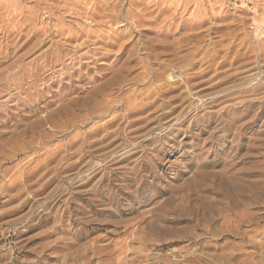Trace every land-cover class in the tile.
Segmentation results:
<instances>
[{
  "label": "rangeland",
  "instance_id": "rangeland-1",
  "mask_svg": "<svg viewBox=\"0 0 264 264\" xmlns=\"http://www.w3.org/2000/svg\"><path fill=\"white\" fill-rule=\"evenodd\" d=\"M255 9L0 0V264H264V11ZM115 33L125 50L104 53ZM72 35L80 39L65 41ZM154 227L185 241L159 248Z\"/></svg>",
  "mask_w": 264,
  "mask_h": 264
},
{
  "label": "bare ground",
  "instance_id": "bare-ground-1",
  "mask_svg": "<svg viewBox=\"0 0 264 264\" xmlns=\"http://www.w3.org/2000/svg\"><path fill=\"white\" fill-rule=\"evenodd\" d=\"M2 4H3V3H2ZM102 5H104V4H102ZM105 5H106V4H105ZM102 7H104V6H102ZM12 8H13V7H12ZM91 8H92V7H91ZM91 8H90V10H92ZM95 9H96V8H95ZM101 9H102V8H101ZM254 9H255V8H254ZM256 9H257V8H256ZM256 9H255V10H256ZM114 10H115V8H114ZM251 10H253V9H251ZM30 11H31V10H30ZM34 11H35V10H34ZM96 11H97V10H95V12H96ZM35 12H36V11H35ZM91 12H93V11H91ZM96 13H97V12H96ZM98 13H99V12H98ZM98 13H97V15H98ZM112 13H113V12H112ZM112 13H111V14H112ZM128 13H129V12H128ZM132 13H133V12H132ZM18 14H19V13H18ZM32 14H33V13H32ZM34 14H36V13H34ZM89 14H90V12H89ZM93 14H95V13L93 12ZM114 14H115V13H114ZM117 14H118V13H117ZM130 14H131V13H130ZM135 14H136V13H135ZM16 15H17V14H16ZM36 15H37V14H36ZM90 15H91V14H90ZM112 15H113V14H112ZM131 15H132V14H131ZM19 16H20V15H19ZM24 16H25V15H24ZM92 16H93V15H91V17H92ZM94 16H95V15H94ZM113 16H114V15H113ZM113 16H112V17H113ZM115 16H116V14H115ZM127 16H128V15H127ZM133 16H136V15H133ZM29 17H30V16H29ZM29 17H28V18H29ZM34 17H35V16H34ZM96 17H97V16H95V18H96ZM116 17H117V16H116ZM98 18H99V16H98ZM102 18H103V15H102ZM25 19H27V17H25ZM115 19H116V18H115ZM118 19H119V18H118ZM130 19H131V18H130ZM9 20H10V19H9ZM9 20H8V21H9ZM14 20H15V19H14ZM92 20H94V18H93ZM95 20H96V19H95ZM127 20H129V18H128ZM3 21H4V20H3ZM15 21H16V20H15ZM15 21H14V24L16 23ZM96 21H97V20H96ZM96 21H95L94 24H97ZM101 21H105V22H106V20H103V19H102ZM124 21H125V20H124ZM6 22H7V21H6ZM6 22H5V23H6ZM10 22L13 23L12 21H10ZM23 22H24V21H23ZM90 22L93 23L92 21H90ZM18 23L20 24V22H18ZM99 23H101V22H98V24H99ZM14 24H13V25H14ZM19 24H18V25H19ZM89 24H90V23H89ZM102 24H104V23H102ZM102 24H101V25H102ZM129 24H130V23H129ZM15 25L18 26L17 23H16ZM23 25H24V24H23ZM23 25L21 24V28H22V29L24 28ZM26 25H27V24H26ZM86 25H87V24H86ZM104 25L106 26V24H104ZM131 25H132V24H131ZM16 26H14V27L12 26L13 29H14ZM22 26H23V27H22ZM28 26H29V25H28ZM34 26H35V25H34ZM105 26H104V27H105ZM90 27H91V26H90ZM102 27H103V26H102ZM109 27H112V26H109ZM109 27H108V28H109ZM131 27L133 28V25H132ZM16 28H17V27H16ZM16 28H15V29H16ZM18 28H19V27H18ZM35 28H36V27H35ZM44 28H45V27H44ZM46 28H47V26H46ZM46 28H45V29H46ZM86 28H88V27H86ZM255 28H256V27H255ZM10 29H11V28H10ZM10 29H8V32H9ZM15 29H14V30H15ZM30 29H31V28H30ZM58 29H59V28H58ZM58 29L56 30L57 32H59ZM60 29H61V27H60ZM37 30H38V29H37ZM47 30H48V29H47ZM47 30H46V31H47ZM50 30H51V29H50ZM69 30H70V29H69ZM83 30H84V28H83ZM93 30H94V32H93V31H92V32L95 33V32H96L95 29H93ZM25 31H26V30H25ZM34 31H35V30H34ZM34 31H33V32H34ZM38 31H40V29H39ZM48 31H49V30H48ZM48 31H47V32H48ZM54 31H55V29H54ZM84 31H85V30H84ZM84 31H83V32L81 31V32H82V33H85L86 31H85V32H84ZM89 31H90V30H89ZM89 31H87V32H89ZM8 32L6 31V33H8ZM15 32H16V31H15ZM18 32H19V31H17V33H18ZM47 32H45V30H44V33H47ZM49 32H50V31H49ZM57 32H56V33H57ZM61 32H63V31H60V34H61ZM97 32H99V31H97ZM97 32H96V33H97ZM103 32H104V31H103ZM254 32H255V31H254ZM31 33H32V32H31ZM68 33H69V32H68ZM111 33H112V31L110 32V35H114V34H113L114 31H113L112 34H111ZM118 33H121V31H119ZM9 34H11V33H9ZM33 34H34V33H33ZM49 34H50V33H49ZM52 34H53V33H52ZM57 34H58V36H61L59 33H57ZM77 34H78V33H77ZM88 34H90V33H87V35H88ZM104 34H106V33H104ZM104 34H103V35H104ZM107 34H108V33H107ZM259 34H260V33L257 32V33H256V36L258 37ZM5 35H6V34H5ZM18 35H19V33H18ZM46 35H47V34H46ZM66 35H67V33H66ZM69 35H70V34H69ZM80 35H81V34H80ZM91 35H92V34H91ZM93 35H94V34H93ZM110 35H109V36H110ZM121 35H122V34H121ZM121 35L115 33V36H114V37L111 36V37H113L112 39L110 38L111 42H109V40H108V42H107L106 40H104V41L107 42V44H106V43H103V42L101 41L102 44H103V47H102V48H105L104 53H105L106 51H108L109 49H117L118 51H121L122 49L125 50V48H126V47H125V44H124L125 42L119 44V42H120V38H119V36L121 37ZM10 36H11V35H10ZM25 36H26V35H25ZM43 36H44V35H43ZM81 36H82V35H81ZM94 36H95V35H94ZM96 36H97V34H96ZM100 36H101V35H100ZM100 36H98V37H100ZM107 36H108V35H107ZM109 36H108V37H109ZM5 37H6V36H5ZM26 37H28V36H26ZM66 37H67V36H66ZM69 37H70V36H68V39H66L65 41L73 42V41H77V40L80 39V36H74V37H73V35H72V38H69ZM84 37H85V39H86V38H89V35H88V36H85V35H84ZM84 37H82V38H84ZM104 37H105V36H104ZM8 38H9V37H8ZM33 38H34V37H33ZM95 38H97V37H95ZM100 38H101V37H100ZM20 39H21V38H20ZM25 39L27 40L28 38H25ZM36 39H37V38H36ZM43 39H44V38H43ZM45 39H46V38H45ZM90 39H91V38H90ZM93 39H94V38H93ZM104 39H106V38H104ZM108 39H109V38H108ZM16 40H17V39H16ZM81 40H82V39H81ZM81 40H80V42H81ZM87 40H88V39H87ZM5 41H6V40H5ZM34 41H35V40H34ZM41 41H42V40H41ZM46 41H47V40H45V43H46ZM23 42H24V41H23ZM23 42H22V44H23ZM82 42H83V40H82ZM94 42H95V41H94ZM39 43H40V41H39ZM73 43H74V42H73ZM83 43H84V42H83ZM99 43H100V42H99ZM126 43H127V42H126ZM12 44H13V43H12ZM22 44H21V45H22ZM36 44L39 45L38 43H36ZM40 44H41V43H40ZM43 44H44V42H43ZM54 44H55V43H54ZM66 44H69V43H66ZM75 44H76V42H75ZM21 45H20V46H21ZM64 45H65V44H64ZM86 45H87V44H86ZM100 45H101V44H100ZM139 45H140V44H139ZM9 46H10V45H9ZM12 46H13V45H11V47H12ZM17 46H18V45H17ZM17 46L15 45V48H16ZM20 46H18V47L20 48ZM66 46H67V45H66ZM73 46H74V45H72V47H73ZM87 46H88V45H87ZM140 46H143V45H140ZM7 47H8V46H7ZM7 47H6V48H7ZM58 47H59V46H58ZM100 47H101V46H100ZM15 48H14V50H15ZM19 48H17V49H19ZM50 48H51V47H50ZM59 48H60V47H59ZM63 48H64V47H63ZM73 48H74V47H73ZM81 48H82V46H81ZM95 48H96V47H95ZM95 48H94V49H95ZM98 48H99V46L97 47V49H98ZM106 48H108V50H106ZM142 48H143V47H142ZM142 48H141V49H142ZM12 49H13V48H12ZM60 49H62V48H60ZM60 49H59V50H60ZM79 49H80V48H79ZM53 50H54V48H53ZM71 50H72V49H71ZM95 50H96V49H95ZM98 50H99V49H98ZM98 50H97V51H98ZM100 50H101V49H100ZM8 51H9V50H8ZM8 51H7V53H8ZM69 51H70V50H69ZM92 51H93V50H92ZM109 51H110V50H109ZM109 51H108V52H109ZM10 52H11V51H10ZM13 52H14V51H13ZM24 52H25V51H24ZM56 52H57V51H56ZM71 52H72V51H71ZM77 52H78V51H77ZM99 52H100V51H99ZM130 52H131V51H130ZM4 53H5V52H4ZM47 53H49V51H48ZM53 53H54V51L52 52V54H53ZM60 53H61V52H60ZM67 53H68V52H67ZM95 53H96V52H95ZM102 53H103V52H102ZM110 53H111V52H110ZM110 53H109V54H110ZM115 53H116V52H115ZM124 53H125V52H124ZM128 53H129V52H128ZM132 53H133V52H132ZM52 54H51V56H52ZM91 54H93V53L91 52ZM107 54H108V53H107ZM120 54H121V53H120ZM120 54H119V55H120ZM4 55H5V54H4ZM39 55H40V54H39ZM59 55H60V54H59ZM59 55H58V56H57V55H54V58H55V57H56V58L59 57ZM42 56H43V55H42ZM45 56H46V54H45ZM88 56H89V55H88ZM88 56H87V57H88ZM92 56H93V55H92ZM104 56H105V55H104ZM110 56H111V55H110ZM127 56H128V55H127ZM131 56H133V55H131ZM131 56H129V58H127V60L130 59ZM46 57H47V56H46ZM63 57H65V55H64ZM113 57H114V56H113ZM2 58H4V56H3ZM5 58H6V57H5ZM5 58H4V59H5ZM118 58H120V56H119ZM49 59H50V58H49ZM62 59H63V58H61V60H62ZM50 60H51V59H50ZM54 60H56V59H54ZM54 60H53L52 62L56 63L57 60H56V61H54ZM61 60H60V61H61ZM38 61H39V60H38ZM60 61H59V62H60ZM131 61H132V60H131ZM39 62H40V61H39ZM73 62H74V61H73ZM3 63H4V62H3ZM54 63H52V64H54ZM137 63H138V62H137ZM1 64H2V63H1ZM1 64H0V65H1ZM35 64H36V63H35ZM38 64H39V63H38ZM38 64H37V68L39 67ZM56 64H57V63H56ZM102 64H105V63H102ZM19 65H20V64H19ZM47 65H48V63H47ZM49 66H50V65H49ZM49 66H48V67H49ZM53 66H55V65H53ZM81 66H82V65H81ZM17 67H18V66H17ZM17 67H16V68H17ZM20 67H21V66H20ZM32 67L34 68V66H32ZM40 67H41V65H40ZM37 68H36V69H37ZM64 68H65V67H64ZM182 68H183V67H182ZM17 69H18V68H17ZM38 69H39V68H38ZM62 69H63V68H62ZM80 69H81V68H80ZM101 69H104V67L101 68ZM105 69H108V68H105ZM13 70H14V69H13ZM26 70H28V69L26 68ZM32 70H33V69H32ZM51 70H52V69H51ZM6 71H7V70H6ZM21 71H22V70H21ZM21 71H20V73H21ZM39 71H40V70H39ZM65 71H66V70H65ZM65 71H64V72H65ZM14 72H15V71H14ZM24 72H25V71H24ZM68 72H69V71H68ZM68 72H67V73H68ZM75 72H76V71H75ZM26 73H27V72H26ZM28 73H29V71H28ZM37 73H38V72H37ZM39 73H40V72H39ZM55 73H56V72H55ZM58 73H59V72H58ZM58 73H57V74H58ZM67 73H66V74H67ZM12 74L14 75L15 73H12ZM23 74H24V73H23ZM153 74H157V73L154 72ZM29 75H31V74H29ZM29 75H28V76H29ZM32 75H33V74H32ZM32 75H31V76H32ZM36 75H37V74H36ZM51 75H52V74H51ZM8 76H9V75H8ZM11 76H12V75H11ZM11 76H10V79L12 80ZM14 76H15V75H14ZM24 76H26V75H24ZM33 76H35V75H33ZM33 76H32V77H33ZM152 76L154 77V75H152ZM3 77H4V76H3ZM22 77H23V76H22ZM35 77H36V76H35ZM35 77H34V78H35ZM157 77H158V76H157ZM29 78H30V76H29ZM29 78H28V79H29ZM36 78H37V77H36ZM36 78H35V79H36ZM77 78H78V77H77ZM5 79H6V82L9 81V80L7 81V79H9L8 77L5 78ZM14 79H15V81L17 80L16 78H14ZM18 79H19V78H18ZM26 79H27V78H26ZM89 79H91V78H89ZM110 79H111V78H110ZM110 79H109V80H110ZM30 80H31V79H29V81H30ZM36 80H37V79H36ZM176 80H177V79H176ZM31 81L33 82L34 80H31ZM87 81H88V80H87ZM10 82H12V81H10ZM20 82H21V81H20ZM22 82L24 83V80H23ZM22 82H21V83H22ZM89 82H90V81H89ZM93 82H94V81H93ZM29 83H31V82H29ZM103 83H104V82H103ZM5 84H6V83H5ZM5 84H4V85H5ZM11 84H12V83H11ZM15 84H16V82H15ZM15 84H14V85H15ZM25 84H26V83H25ZM7 85H9V84H7ZM7 85H6V86H7ZM14 85H13V86H14ZM18 85H20V83H18ZM34 85H35V84H34ZM103 85H104L103 87H100V88L97 87V88H95V89L90 90L89 92L87 91L88 94L91 92L92 94H90V95H92V97H93V95H94V97H95V93H97V92H99V91L101 92V90H102L105 86H108L109 83H108V84L105 83V84H103ZM0 86H1V85H0ZM31 86H32V85H31ZM35 86H36V85H35ZM77 86H78V85H77ZM99 86H100V85H99ZM49 87H50V86H49ZM0 88H1V87H0ZM3 88H4V87H3ZM14 88L16 89L17 86L15 85ZM22 88H23V87H22ZM22 88H21V89H22ZM32 88H33V87H32ZM247 88H248V87H247ZM252 88H253V87H252ZM7 89H8V88H7ZM18 89H19V88H18ZM24 89H25V88H24ZM30 89H31V88H30ZM48 89H49V88H48ZM236 89H237V88H236ZM1 90H2V89H1ZM22 90H23V89H22ZM45 90H46V88H45ZM105 90H106V89H105ZM2 91H5V90H2ZM0 92H1V91H0ZM19 92H22V91L20 90ZM24 92H25V91H24ZM34 92H35V91H34ZM34 92H33V93H34ZM16 93H17V91H16ZM16 93H15V96H16ZM22 93H23V92H22ZM26 93H28V92H26ZM36 93H37V92H36ZM5 94H7V93H5ZM98 94H99V93H98ZM102 94H103V93H102ZM102 94H101V95H102ZM34 95H35V94H34ZM38 95H39V94H38ZM2 96H3V95H2ZM9 96H10V95H9ZM12 96H13V95H12ZM39 96H40V95H39ZM96 96H97V95H96ZM246 96H247V95H246ZM87 97H89V95H87ZM90 97H91V96H90ZM94 97H93V99H94ZM13 98H14V97H13ZM34 98H35V97H34ZM34 98H32V99H34ZM37 98H38V97H37ZM40 98H41V96H40ZM43 98H44V97H43ZM147 98H148V97H147ZM8 99H9V98H8ZM38 99H39V98H38ZM41 99H42V98H41ZM79 99H80V98H79ZM86 99H87V98H86ZM82 100H83V99H82ZM5 101H6V100H5ZM38 101H39V100H38ZM69 101H70V104L72 103V105H74V104L78 101V99H72V100L70 99V100H68V102H69ZM127 101H128V100H127ZM21 102H22V101H21ZM21 102H20V103H21ZM35 102H36V101H35ZM68 102H67V103H68ZM80 102H81V101H80ZM4 103H5V102H4ZM25 103H27V102H25ZM78 103H79V102H78ZM82 103H83V102H82ZM29 104H31V103H29ZM3 105H4V104H3ZM22 105H23V104H22ZM26 105H27V104H26ZM65 105H67V104H65ZM65 105H64V106H65ZM72 105H71V106H72ZM133 105H134V104H133ZM145 105H146V104H145ZM67 106H68V107H67ZM67 106H66V107L69 108V105H67ZM75 106H77V105H75ZM130 106H131V105H130ZM26 107H27V106H26ZM33 107H34V106H33ZM126 107H127V106H126ZM17 108H20V107H17ZM58 108H60V107H58ZM62 108H63V107H62ZM128 108H129V107H128ZM128 108H127V109H128ZM144 108H145V107H144ZM72 109H73V106H72ZM72 109H71V110H72ZM125 109H126V108H125ZM142 109H143V107H142V108H141V107L137 108V106H136V107H134V108H131V109H130V112H133V113H134L135 111H136V112H138V111H142ZM57 110L59 111V109H57ZM57 110H54L55 113H56ZM60 110H61V109H60ZM63 110H64V109H63ZM71 110H70V111H71ZM17 111H18V110H17ZM108 111H109V110H108ZM0 112H1V111H0ZM61 112H62V110H61ZM61 112H60V113H61ZM65 112L67 113L68 111H65ZM65 112L63 111L62 113L65 114ZM126 112H127V110H126ZM69 113L71 114V112H69ZM19 114H20V113H19ZM52 114H54V112H53ZM56 114H57V113H56ZM56 114H55V115H56ZM28 115H29V114H28ZM28 115H27V114H22V115L20 116L21 120L26 119V118L28 117ZM57 115H59V112H58ZM57 115H56V117H58ZM61 115H63V114H61ZM65 115H66V114H65ZM5 116H6V114H5ZM7 116H8V115H7ZM13 116H14V115H13ZM29 116H30V115H29ZM46 116H47V115H46ZM15 117H16V116H15ZM32 117H33V116H32ZM35 117H36V116H35ZM48 117H49V116H48ZM53 117H54V116H53ZM66 117H67V116H65V118H66ZM38 118H39V117H38ZM46 118H47V117H46ZM46 118H44V119H46ZM50 118L52 119V117H50ZM59 118H60V117H59ZM61 118H62V117H61ZM48 119H49V118H47L45 122H48V121H47ZM51 119H49V120H51ZM7 120H8V119H7ZM18 120H19V119H18ZM55 120H56V119H55ZM57 120H58V118H57ZM59 120H60V119H59ZM110 120H111V119H110ZM19 121H20V120H19ZM19 121H18V123H19ZM30 121H31V120H30ZM40 121H41V120L38 119V120L36 121V123H38V125H39ZM24 122H25V121H24ZM42 122H43V119H42ZM52 122H53V121H52ZM67 122H68V121H67ZM107 122H108V121H107ZM3 124H4V123H3ZM21 124H22V123H21ZM40 124H41V123H40ZM52 124H53V123H52ZM1 125H2V124H1ZM14 125H15V124H14ZM35 125H37V124H35ZM43 125H44V124H43ZM26 126H27V124H26ZM26 126H25V127H26ZM68 127H69V126H68ZM23 128H24V127H23ZM69 128H70V127H69ZM75 128H76V127H75ZM103 129H104V128H103ZM171 130H172V129H171ZM10 132H11V131H10ZM12 133H14V132L12 131ZM25 133H26V132H25ZM14 134H15V133H14ZM34 136H35V135H34ZM13 137H14V135H13ZM11 138H12V136H11ZM11 138H9V139H10V142H11ZM38 139H39V138H38ZM97 139H98V138H97ZM35 141H36V140H35ZM7 142H8V141H6V144H7ZM10 142H9V143H10ZM9 143H8V144H9ZM38 144H39V143H38ZM38 146H39V145H38ZM22 148H23V147H22ZM59 149H60V148H59ZM18 150H19V149H18ZM15 151H16V150H15ZM76 153H77V151H76ZM19 162H20V161H19ZM97 171H98V170H97ZM16 179H17V178H16ZM12 181H13V180H12ZM14 183H15V182H14ZM242 214H243V213H242ZM163 217H164V216H163ZM154 228H155V227H154ZM163 230H164V229H163ZM150 231L153 233V235H154V233H156V234H159V235L161 236V238H160V243H161V245L159 246V248H160V247H171V246H176V245H179V244H181L182 242L185 241V235H184V233H177V235H174L173 239L169 238V239H171V240H169V239L166 237V235L168 234L166 230L162 231V229H156V228H155V229H151ZM148 232H149V231H148ZM109 233H110V232H109ZM149 236H150V235H149ZM149 236H148V235H147V236H144L143 241H142L143 244L148 245V244H151V243L153 242L152 238H150L151 236H150V237H149ZM169 237H170V236H169ZM186 237H187V239L190 241V244H194V243H196V240L198 239V236H196L195 234H194V235H193V234H188ZM126 238H127V237H126ZM122 240L124 241L125 239H122ZM131 241H132V240H131ZM140 242H141V241H140ZM142 242H141V243H142ZM141 243H140V244H141ZM253 243H254V242H253ZM123 246H125V245H123ZM103 247H105V246H103ZM106 248L108 249V247H106ZM106 248H105V250H106ZM121 248L123 249V247H121ZM101 250H102V249H101ZM112 250H113V249H112ZM125 250H126V248H125ZM97 251H99V250L97 249ZM97 251H93V253H94V252L96 253ZM118 251H119V250H118ZM103 252H104V251H103ZM105 252H106V251H105ZM105 252H104V253H105ZM108 252H109V251H107V254H108ZM113 252H114V251H113ZM115 252H116V251H115ZM120 252H121V250H120ZM97 253H98V252H97ZM94 255H95V254H94ZM136 255H137V254H136ZM146 257H147V256H145V258H146ZM136 258H137V257H136ZM140 258H142V256H141ZM165 259H166V258H165ZM167 259H168V258H167ZM188 259H189V260H197L196 257H191V256H190ZM124 260H125V258H124ZM141 260H142V259H141ZM146 260H148V259H146ZM186 260H187V259H186ZM142 261H143V260H142ZM135 262H136V261H135Z\"/></svg>",
  "mask_w": 264,
  "mask_h": 264
},
{
  "label": "built area",
  "instance_id": "built-area-1",
  "mask_svg": "<svg viewBox=\"0 0 264 264\" xmlns=\"http://www.w3.org/2000/svg\"><path fill=\"white\" fill-rule=\"evenodd\" d=\"M230 5L239 7V8H249L254 9L256 6L261 8L264 11V0H227Z\"/></svg>",
  "mask_w": 264,
  "mask_h": 264
}]
</instances>
